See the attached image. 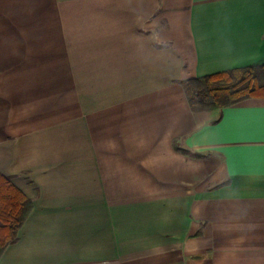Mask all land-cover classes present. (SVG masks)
Returning <instances> with one entry per match:
<instances>
[{"label":"crops","instance_id":"crops-1","mask_svg":"<svg viewBox=\"0 0 264 264\" xmlns=\"http://www.w3.org/2000/svg\"><path fill=\"white\" fill-rule=\"evenodd\" d=\"M264 0H0V172L33 201L0 264H264Z\"/></svg>","mask_w":264,"mask_h":264},{"label":"trees","instance_id":"trees-1","mask_svg":"<svg viewBox=\"0 0 264 264\" xmlns=\"http://www.w3.org/2000/svg\"><path fill=\"white\" fill-rule=\"evenodd\" d=\"M194 111L222 108L249 97H264V64L229 69L182 81ZM33 209V201L0 172V257L18 240V233Z\"/></svg>","mask_w":264,"mask_h":264}]
</instances>
